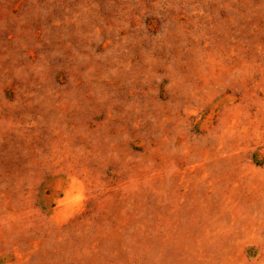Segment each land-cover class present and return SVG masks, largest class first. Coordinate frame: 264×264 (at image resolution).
<instances>
[{
    "label": "rangeland",
    "instance_id": "obj_1",
    "mask_svg": "<svg viewBox=\"0 0 264 264\" xmlns=\"http://www.w3.org/2000/svg\"><path fill=\"white\" fill-rule=\"evenodd\" d=\"M0 264H264V0H0Z\"/></svg>",
    "mask_w": 264,
    "mask_h": 264
}]
</instances>
